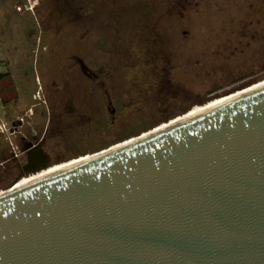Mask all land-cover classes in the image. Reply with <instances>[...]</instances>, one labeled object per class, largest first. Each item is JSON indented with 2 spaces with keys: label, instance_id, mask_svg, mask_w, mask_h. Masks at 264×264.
Instances as JSON below:
<instances>
[{
  "label": "water",
  "instance_id": "obj_1",
  "mask_svg": "<svg viewBox=\"0 0 264 264\" xmlns=\"http://www.w3.org/2000/svg\"><path fill=\"white\" fill-rule=\"evenodd\" d=\"M84 158L0 194V264H264V84Z\"/></svg>",
  "mask_w": 264,
  "mask_h": 264
},
{
  "label": "rangeland",
  "instance_id": "obj_2",
  "mask_svg": "<svg viewBox=\"0 0 264 264\" xmlns=\"http://www.w3.org/2000/svg\"><path fill=\"white\" fill-rule=\"evenodd\" d=\"M15 1L0 0V71L6 73L0 81V88L4 86L8 89L2 96L4 103H0V127L5 125L8 128L9 119L13 122L24 119L27 126L23 127V131L29 138L33 134L29 125L35 129L34 125L43 126L51 121L46 137L50 138L47 143L54 147L55 153L50 159V169L46 172L49 173L100 153L99 150L109 149L107 147L118 135L112 133L102 140L98 138L100 135H92L90 127L96 115L93 111L99 102L98 90L94 92V88H90L89 102L86 104L88 84L86 79L83 87L77 83L81 74L77 62L85 65L88 59L89 64L95 59L91 62L94 58L90 52L92 40L88 43L84 41V45L79 46L78 39L82 34L78 26L73 24L76 8L79 7H71L73 4L70 5V0ZM117 1L124 2L118 5L120 9H116ZM128 1L93 0V6L99 9L98 15L102 18L103 13L110 11V6L115 4L108 19L113 22L116 33L128 34L132 32V27L137 28L138 20L142 19V14L149 12V6L153 4L152 0L151 3L148 0ZM160 2L163 5L160 10L164 12L160 28L169 30L170 38L184 40V43L190 40L191 46H182L174 61L175 68L171 69V76L181 81L191 92L201 91L202 98H215L210 104L203 105L201 110L264 84V0ZM106 32L102 29L99 36L102 43L105 36L111 39ZM90 44L91 47H88ZM96 71L98 74L95 79L99 81V70ZM249 73L255 75L240 86L229 85L232 80ZM221 85L227 86L216 94H208L211 89ZM33 95L35 98H32ZM197 103L198 100H193L190 109L200 108ZM85 123L90 126H85ZM41 133L37 131V137ZM7 139L9 141L10 138ZM8 147L3 135H0V152L4 151L6 157L11 156ZM41 147L45 153L53 151L46 144L42 143ZM13 166L14 160L10 159L3 163L4 168L0 167L13 169L11 179L10 174L7 177L4 175L6 182L13 180L17 173ZM38 174L9 187L30 182L41 176ZM6 188L4 184L0 192Z\"/></svg>",
  "mask_w": 264,
  "mask_h": 264
},
{
  "label": "trees",
  "instance_id": "obj_3",
  "mask_svg": "<svg viewBox=\"0 0 264 264\" xmlns=\"http://www.w3.org/2000/svg\"><path fill=\"white\" fill-rule=\"evenodd\" d=\"M80 1L82 0H70L73 4H70L71 7H80L82 5ZM160 1L152 0L149 12L142 14L137 28L132 27V32L126 29L129 31L128 34L116 33L113 22L108 19L115 4L110 6V11L103 13L102 18L98 15L99 9L93 6V0H85L84 9L76 8L77 15L74 12L76 20L73 24L78 26L82 34L78 41L84 38L88 43L92 40V47L91 44L88 47H91L90 52L94 54L91 55L94 56L91 62L95 59L90 64L88 59L85 64L89 70L85 74L88 84L86 104L89 102L90 88L94 85L90 82L98 74L96 70H99L97 96L99 102H96V110L93 111L96 115L90 127L92 135H100L98 138L101 140L112 133L118 135L107 148L138 138L191 115L195 110L200 111L203 105L215 101L214 97L202 98L201 91L191 92L181 81L171 76V69L175 68L174 61L182 46L186 45L188 48L191 46L190 40L184 43V40L170 38V31L160 28V20L164 18V12L160 10V6L163 9ZM128 2L130 3V0ZM148 2L151 3L150 0ZM121 3L124 2L117 1L116 9H120L118 5ZM101 19L104 27L101 25ZM83 20L86 23L84 30L81 25ZM102 29L111 37L106 39L105 36L103 43L99 40ZM4 76L0 74V80ZM193 100H198L197 104L201 107L191 110L189 106ZM85 126L90 124L85 123ZM98 131L102 132L97 134Z\"/></svg>",
  "mask_w": 264,
  "mask_h": 264
},
{
  "label": "flooded vegetation",
  "instance_id": "obj_4",
  "mask_svg": "<svg viewBox=\"0 0 264 264\" xmlns=\"http://www.w3.org/2000/svg\"><path fill=\"white\" fill-rule=\"evenodd\" d=\"M13 2V1H10ZM17 2V0L15 1ZM14 2V3H15ZM19 2V1H18ZM17 2V3H18ZM70 3V2H69ZM80 3H83L79 8L84 9L85 6V0L80 1ZM71 4V3H70ZM82 22H85V20H83ZM83 30L86 28L85 24L81 23ZM84 37V35H83ZM84 45V38L80 40V44L79 46ZM77 64L79 65L78 69L81 71L80 77H79V81L77 83H81V87L84 86V80H85V74L87 72V67L81 63L80 61L77 62ZM89 71V70H88ZM253 75L250 76L249 78L253 77L255 75V73H252ZM96 75L93 77V81L90 82V84H94L93 88H94V92L97 88V90L99 89V81H97L95 79ZM249 78H247L246 80H248ZM92 79V78H91ZM99 80V77H98ZM246 80L242 81L245 82ZM242 82H239L237 84H235L234 86H240ZM231 85V82L230 84ZM228 85V86H229ZM222 87H226L227 85H221ZM218 87V86H217ZM224 88L222 90H224ZM220 90V91H222ZM218 91V92H220ZM217 93V92H216ZM214 93V94H216ZM213 95V94H210ZM211 96H208V98H210ZM40 101V98H39ZM9 118V117H8ZM9 127L7 128V133H0V135H3V141L8 143V154L11 155L10 157H6L3 152H0V167L3 166V163H5L6 161L13 159L14 160V166L13 168H15L17 170L16 175L14 176L13 180L6 182V177L10 174H13L12 170L9 168H5V169H0V187L3 186L4 184H6V190L0 192L4 193L8 190H10L13 186V184L15 185V183L29 177V176H33L37 173H39L38 175H44L49 169H50V159H53L52 154L54 155L55 151H54V147L52 148L47 142L50 138H47L46 135H48L49 133V127L51 124V121L46 123L43 126H35V129H33L34 127L29 125L30 130L33 131L32 135L28 136L25 134V132L23 131V127L27 126V123L24 122V119H18L16 121L13 122V120L9 119ZM21 123V124H20ZM37 131L38 133L40 131H42V135L37 137ZM5 135H7V137H5ZM7 138H10L9 141ZM46 144V146H48V149H53V151H48L47 153H45V151L42 150L41 144ZM43 146V145H42ZM35 148L34 150L30 151L31 153H28L27 151H29L31 148ZM51 149V150H52ZM49 152H53L50 153ZM42 154L43 157L41 160H36L35 154ZM48 154V155H47ZM31 155V156H30ZM28 156H30V158H32V160H34L32 162L31 165H29V163L27 162V158ZM4 168V167H2ZM59 169V168H58ZM6 177H5V176ZM13 175L9 176L10 179ZM29 181H25V183H27ZM9 187V185H11Z\"/></svg>",
  "mask_w": 264,
  "mask_h": 264
},
{
  "label": "crops",
  "instance_id": "obj_5",
  "mask_svg": "<svg viewBox=\"0 0 264 264\" xmlns=\"http://www.w3.org/2000/svg\"><path fill=\"white\" fill-rule=\"evenodd\" d=\"M0 74H4L6 75V73H2V71H0ZM5 77V76H4ZM1 81V80H0ZM8 89H6L4 86L2 88H0V103H4L3 102V99H2V96L6 93ZM2 91V92H1ZM5 96V95H4ZM32 98H35V95H33ZM6 101V100H5Z\"/></svg>",
  "mask_w": 264,
  "mask_h": 264
},
{
  "label": "built area",
  "instance_id": "obj_6",
  "mask_svg": "<svg viewBox=\"0 0 264 264\" xmlns=\"http://www.w3.org/2000/svg\"><path fill=\"white\" fill-rule=\"evenodd\" d=\"M6 131H7V128L5 127V125H1V127H0V133H5Z\"/></svg>",
  "mask_w": 264,
  "mask_h": 264
},
{
  "label": "bare ground",
  "instance_id": "obj_7",
  "mask_svg": "<svg viewBox=\"0 0 264 264\" xmlns=\"http://www.w3.org/2000/svg\"><path fill=\"white\" fill-rule=\"evenodd\" d=\"M89 158H90V157H89ZM81 161H82V160H81ZM78 162H79V161H78ZM76 163H77V162H76ZM28 183H29V182H27L26 184H28ZM26 184H25V185H26ZM23 185H24V184H23ZM21 186H22V185H21ZM18 187H19V186H18Z\"/></svg>",
  "mask_w": 264,
  "mask_h": 264
}]
</instances>
